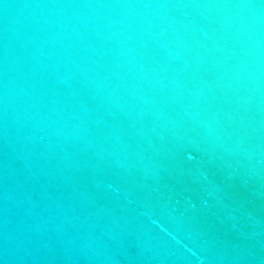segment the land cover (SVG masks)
<instances>
[{
    "label": "water",
    "instance_id": "1",
    "mask_svg": "<svg viewBox=\"0 0 264 264\" xmlns=\"http://www.w3.org/2000/svg\"><path fill=\"white\" fill-rule=\"evenodd\" d=\"M0 264H264V0H0Z\"/></svg>",
    "mask_w": 264,
    "mask_h": 264
}]
</instances>
